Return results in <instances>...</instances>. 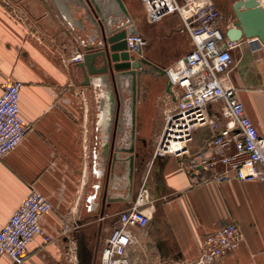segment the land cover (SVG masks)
Segmentation results:
<instances>
[{
    "label": "crops",
    "instance_id": "crops-1",
    "mask_svg": "<svg viewBox=\"0 0 264 264\" xmlns=\"http://www.w3.org/2000/svg\"><path fill=\"white\" fill-rule=\"evenodd\" d=\"M137 1L124 0L139 34L146 40L153 35L143 55L165 68L174 65L193 48L181 19L171 14L150 24ZM80 17L73 15L75 22ZM232 19L222 15L225 32ZM79 28L66 25L50 0H0V96L5 83H24L20 105L29 125L21 144L0 159V230L32 189L53 204L42 219L44 235L31 242L24 264H94L97 245L100 264L101 249L119 225V214L141 197L150 221L129 228L131 264H197L203 239L229 223L239 227L243 241L214 264H264V181L204 182L202 175L193 178L181 159L156 158L149 150L137 163L132 200L113 203L100 230L97 185L106 176L109 114L98 89L88 87L81 94L84 76L71 60L82 48L80 39L86 38ZM249 43L244 40L233 51L227 80L264 137V47L253 49ZM156 80L160 89L149 83L140 109L139 134L153 144L181 93L173 87L167 91L166 79ZM220 110V103L209 107L217 118ZM212 136L209 127L197 130L191 151L203 150ZM127 193L121 187L115 195ZM45 235L52 240L45 242ZM0 264L14 263L4 256Z\"/></svg>",
    "mask_w": 264,
    "mask_h": 264
},
{
    "label": "built area",
    "instance_id": "built-area-1",
    "mask_svg": "<svg viewBox=\"0 0 264 264\" xmlns=\"http://www.w3.org/2000/svg\"><path fill=\"white\" fill-rule=\"evenodd\" d=\"M264 7V0H258ZM145 17L156 24L176 14L193 43L191 51L174 65L166 67L173 88L181 91L175 112L168 114L158 139L155 157H177L194 178L223 183L264 181V137L247 116L236 88L229 85L234 65L233 51L242 41H231L223 28L222 13L213 0H140ZM244 41V40H243ZM127 51L137 54L148 42L141 34L127 37ZM249 42V41H248ZM84 50L77 48L71 60L83 61ZM24 83L4 84L0 96V159L15 150L29 132L21 112ZM88 87L82 88V95ZM220 103V118L210 114V105ZM220 119L224 121L221 125ZM209 127L213 136L207 146L193 153L191 144L197 130ZM142 197L119 214V225L110 233L100 252V264H131L129 247L134 240L130 227H145L150 216ZM53 209L43 194L32 189L0 230V263L8 256L14 264H24L31 242L44 235L42 219ZM52 237L45 235V242ZM243 241L239 227L229 223L207 235L202 242L197 264H214L236 251Z\"/></svg>",
    "mask_w": 264,
    "mask_h": 264
},
{
    "label": "water",
    "instance_id": "water-1",
    "mask_svg": "<svg viewBox=\"0 0 264 264\" xmlns=\"http://www.w3.org/2000/svg\"><path fill=\"white\" fill-rule=\"evenodd\" d=\"M50 1L66 25L73 31L78 25L85 34L86 38L80 39L85 52L83 61L76 63V67L82 70L84 86L98 89L102 94L101 105L107 103L109 129L106 140L109 145L104 149L103 160L106 176L104 183L97 185L101 198L98 214L101 230L107 209L113 203L133 198L135 158L138 157L134 154L135 121L141 81L158 72L167 81V91L171 90L172 84L164 66L145 57L142 50L135 57L127 51V37L137 35L139 31L123 0ZM233 9L236 20L226 30L227 38L236 42L249 41L253 49L264 47V7L258 0H238ZM72 13L81 14L77 22ZM115 94L121 97L116 109L112 105ZM110 99L111 105L108 103ZM121 187L128 192L125 197L115 195ZM97 254L98 245L94 264L97 263Z\"/></svg>",
    "mask_w": 264,
    "mask_h": 264
},
{
    "label": "flooded vegetation",
    "instance_id": "flooded-vegetation-1",
    "mask_svg": "<svg viewBox=\"0 0 264 264\" xmlns=\"http://www.w3.org/2000/svg\"><path fill=\"white\" fill-rule=\"evenodd\" d=\"M154 75L148 76L146 79H143L141 81L140 84V92H139V98L137 100V114H136V121H135V125H136V138H135V151L134 154L138 155V157L135 158V162H136V166L137 163H139L143 158H145V156H147L148 154V150L150 152L153 153V156H155V152H156V147H157V143H158V139L155 141V144H153V142H151L152 140L147 139V137H143L139 134V132L141 131V126H142V119H141V111L140 109L142 108L143 103L146 101V97L148 94V90H149V83L151 78H160V73L158 72H153ZM154 76V77H153ZM125 96V93H124ZM126 97V96H125ZM121 101V97L119 94H115L113 95V104L111 99L109 100V104L115 106L114 108L116 109V106H119V103ZM107 103H103L104 107L107 108L106 105ZM93 152V151H92ZM157 158V157H156ZM135 166V168H136Z\"/></svg>",
    "mask_w": 264,
    "mask_h": 264
},
{
    "label": "rangeland",
    "instance_id": "rangeland-1",
    "mask_svg": "<svg viewBox=\"0 0 264 264\" xmlns=\"http://www.w3.org/2000/svg\"><path fill=\"white\" fill-rule=\"evenodd\" d=\"M137 3H138V1L137 0H135ZM214 1V0H213ZM220 1V3H217L218 5V8L220 9V11H221V13H222V15H223V17H226V18H233L232 19V21H235L236 20V15H235V12H234V9H233V4H234V2H235V0H232V1H229V0H226V2L224 1V0H219ZM218 1V2H219ZM139 2H140V0H139ZM6 4V3H5ZM140 4H141V2H140ZM143 6V5H142ZM8 9L9 10H13V7H12V4L9 2V7H8ZM145 19H146V17H145ZM146 21H147V19H146ZM145 36V35H144ZM143 36V37H144ZM147 36V41L149 42V43H152V38H153V35L152 34H148V35H146ZM152 48H154L153 46L151 47L150 46V49H149V51H151V49ZM132 56H137L136 54H134V53H132L131 54ZM150 82H151V85H152V88L153 89H160V84H159V81L158 80H156V79H154V78H151V80H150ZM158 139H159V137H158Z\"/></svg>",
    "mask_w": 264,
    "mask_h": 264
},
{
    "label": "trees",
    "instance_id": "trees-1",
    "mask_svg": "<svg viewBox=\"0 0 264 264\" xmlns=\"http://www.w3.org/2000/svg\"><path fill=\"white\" fill-rule=\"evenodd\" d=\"M219 0H214L215 4L218 5L217 3H220V1L218 2ZM226 2V0H224Z\"/></svg>",
    "mask_w": 264,
    "mask_h": 264
},
{
    "label": "bare ground",
    "instance_id": "bare-ground-1",
    "mask_svg": "<svg viewBox=\"0 0 264 264\" xmlns=\"http://www.w3.org/2000/svg\"><path fill=\"white\" fill-rule=\"evenodd\" d=\"M123 1H124V0H123ZM133 21H134V20H133ZM141 50L144 52L145 48H144V47H142V48H141Z\"/></svg>",
    "mask_w": 264,
    "mask_h": 264
}]
</instances>
